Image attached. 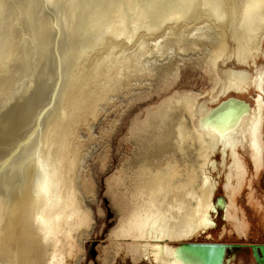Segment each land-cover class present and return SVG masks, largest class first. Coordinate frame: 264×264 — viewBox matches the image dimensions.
Returning <instances> with one entry per match:
<instances>
[{
    "label": "bare ground",
    "instance_id": "6f19581e",
    "mask_svg": "<svg viewBox=\"0 0 264 264\" xmlns=\"http://www.w3.org/2000/svg\"><path fill=\"white\" fill-rule=\"evenodd\" d=\"M260 56L264 0H0V264L78 263L94 222L82 170L93 125L115 98L176 84L188 60L211 88L174 90L137 122L134 156L108 181L119 213L110 264L121 251L134 263L220 264L222 245L181 243L219 207L246 232L236 196L240 150L263 164ZM250 88L253 101L241 96ZM215 170L227 195L217 201Z\"/></svg>",
    "mask_w": 264,
    "mask_h": 264
},
{
    "label": "rangeland",
    "instance_id": "374dc122",
    "mask_svg": "<svg viewBox=\"0 0 264 264\" xmlns=\"http://www.w3.org/2000/svg\"><path fill=\"white\" fill-rule=\"evenodd\" d=\"M258 60L260 64L264 63V57L260 56ZM189 88L196 91H208L211 88V81L204 69L191 60L181 64L180 76L173 86L164 88V83L160 82V86L146 88L144 93L136 96L122 95L115 98L111 100L109 107L103 109L102 115L91 130L95 141L90 145L83 163L84 176L89 177L95 186L94 196L86 198L94 222L90 233L84 237L83 255L77 264H110L113 257L110 235L118 224L119 213L108 193V181L134 156L136 146L132 136L133 126L145 120L149 113L155 111L173 92ZM250 89V92L241 96L253 101L257 97V91ZM259 92L264 94L262 90ZM114 121L116 122L113 124ZM262 132L264 139V128ZM240 154L247 164L248 173L236 199L240 217L247 222L246 232L239 235L225 216V210L219 207L213 211V226L187 241L231 244L227 250L226 259L229 262L225 260L226 264H258L250 245L264 243V158L260 170L257 171L248 150L241 149ZM215 158H219V155ZM216 171L214 173L218 180L215 193L217 201L225 199L227 195L224 191L225 177L220 173L216 174ZM113 263L147 264L146 261L134 263L124 251L116 256Z\"/></svg>",
    "mask_w": 264,
    "mask_h": 264
},
{
    "label": "water",
    "instance_id": "95a60500",
    "mask_svg": "<svg viewBox=\"0 0 264 264\" xmlns=\"http://www.w3.org/2000/svg\"><path fill=\"white\" fill-rule=\"evenodd\" d=\"M181 244L188 246L190 248L194 247V246H200V248H198V249H204V248L210 247V246L222 245L224 254H223L222 261L220 264H224L225 258L227 255V250L229 247H231V244H227V243H223V242H209V241H204V242H202V241H185ZM250 247L253 250V255H254L256 262L258 264H264V243L252 244V245H250Z\"/></svg>",
    "mask_w": 264,
    "mask_h": 264
}]
</instances>
